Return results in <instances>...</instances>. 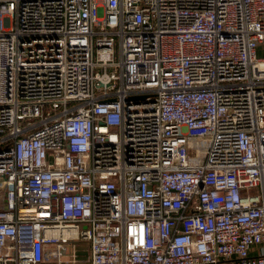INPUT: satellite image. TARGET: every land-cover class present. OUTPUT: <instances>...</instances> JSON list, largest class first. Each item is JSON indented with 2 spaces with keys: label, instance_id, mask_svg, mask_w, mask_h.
<instances>
[{
  "label": "built area",
  "instance_id": "built-area-1",
  "mask_svg": "<svg viewBox=\"0 0 264 264\" xmlns=\"http://www.w3.org/2000/svg\"><path fill=\"white\" fill-rule=\"evenodd\" d=\"M259 48L264 0H0V264H264Z\"/></svg>",
  "mask_w": 264,
  "mask_h": 264
},
{
  "label": "crops",
  "instance_id": "crops-1",
  "mask_svg": "<svg viewBox=\"0 0 264 264\" xmlns=\"http://www.w3.org/2000/svg\"><path fill=\"white\" fill-rule=\"evenodd\" d=\"M63 249L68 252V250H70V247L67 244H65ZM252 253H255V250H253ZM62 259L68 260L69 255L64 254L62 256ZM88 261H89V244L86 240L79 239L77 241V256L74 257L73 262L76 264H88Z\"/></svg>",
  "mask_w": 264,
  "mask_h": 264
},
{
  "label": "rangeland",
  "instance_id": "rangeland-1",
  "mask_svg": "<svg viewBox=\"0 0 264 264\" xmlns=\"http://www.w3.org/2000/svg\"><path fill=\"white\" fill-rule=\"evenodd\" d=\"M258 55H259V56L264 55V49L259 48V49H258ZM0 197H1V196H0ZM1 204H2V200H1V198H0V206H1Z\"/></svg>",
  "mask_w": 264,
  "mask_h": 264
},
{
  "label": "water",
  "instance_id": "water-1",
  "mask_svg": "<svg viewBox=\"0 0 264 264\" xmlns=\"http://www.w3.org/2000/svg\"><path fill=\"white\" fill-rule=\"evenodd\" d=\"M4 205H5V208H7V204L5 203Z\"/></svg>",
  "mask_w": 264,
  "mask_h": 264
}]
</instances>
